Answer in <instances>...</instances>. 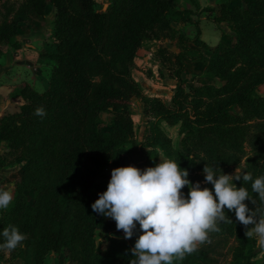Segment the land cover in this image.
<instances>
[{"label":"trees","instance_id":"obj_1","mask_svg":"<svg viewBox=\"0 0 264 264\" xmlns=\"http://www.w3.org/2000/svg\"><path fill=\"white\" fill-rule=\"evenodd\" d=\"M109 1L107 10L99 12L94 8L95 0H51L56 9L53 34L57 42L56 50L46 53L54 63L48 86L42 93L23 87L24 102L19 111L0 120V140L20 147L23 154L13 201L7 210L0 211V233L13 225L27 235L15 250L0 249V260L6 264H17L15 260L19 264H44L47 254L64 251L73 264H129L134 259L129 249L142 234L140 229L125 239L115 221L91 208L98 194L107 190L108 184H103L90 195L108 166L155 167L157 148H161L190 176L195 164L200 165L194 152L201 146L218 174L231 164H240L246 155L242 142L249 118L264 119V96L257 94V88L264 84V0L221 3L212 21L231 22L236 36L232 43L218 42L208 54L204 72L214 81L198 83L192 92L186 91L181 67L175 74L169 103L145 95L131 71L141 42L157 38L156 25L165 12L167 19L162 24L169 27L171 1ZM45 7L41 0H22L18 19L2 24L0 42H10L28 15H43ZM177 12L184 13L180 9ZM181 40L199 44L184 35H180ZM131 97L139 98L146 114L154 118L142 142L134 138L128 104ZM38 107H43L46 115H34ZM235 108L242 113L231 114ZM103 111L113 113L109 135L97 130ZM159 121L179 125L181 147L173 148ZM245 172L253 179L264 175V121L252 135L248 163L239 174ZM233 182L238 188L245 187L259 205L251 182L244 183L242 178ZM27 192L32 193L31 199ZM245 203L255 208L250 200ZM225 212L233 222H220V230L211 232V239L226 243L233 237L228 264H264L250 251L253 236H245L234 211ZM96 230L104 232L103 251L96 248ZM210 252L198 247L174 263L213 264Z\"/></svg>","mask_w":264,"mask_h":264},{"label":"clouds","instance_id":"obj_2","mask_svg":"<svg viewBox=\"0 0 264 264\" xmlns=\"http://www.w3.org/2000/svg\"><path fill=\"white\" fill-rule=\"evenodd\" d=\"M34 115L46 112L38 107ZM221 170V169H220ZM217 168L205 163L203 174L212 189L193 184L187 169L174 159L160 160L155 167L141 170L135 166L117 167L111 171L107 190L91 205L93 212L111 218L125 239H131L140 226L134 247L129 249L134 259L129 264H173L197 250L208 240L210 232H218L220 222L232 223L225 209L234 211L236 220L244 226L245 236L259 238L264 246V175L253 179L250 172L217 174ZM251 182L257 194L254 199L245 187H237L234 180ZM187 186V195L181 190ZM250 200L255 208H249ZM13 201L10 190L0 188V210H7ZM251 226V227H249ZM4 243L0 249L13 251L22 246L27 235L9 225L0 233Z\"/></svg>","mask_w":264,"mask_h":264},{"label":"rangeland","instance_id":"obj_3","mask_svg":"<svg viewBox=\"0 0 264 264\" xmlns=\"http://www.w3.org/2000/svg\"><path fill=\"white\" fill-rule=\"evenodd\" d=\"M41 1H43L44 7L47 6V9H45V11L48 9L51 10L52 7L53 13H55L56 9L51 0ZM170 1L172 3V7L168 9L167 13L170 17L169 27L164 28L162 24L163 21L167 19L165 12L162 16L163 20L161 21V23L156 25L157 38L144 39L143 42H141V46L137 50L134 66L131 71L133 79L140 85L145 95L159 97V99L165 103H169L171 100L176 84L175 74L181 67L184 70V72L181 74V77L183 79V84L186 91L192 92L194 87L198 83H207L214 81L204 72V66L208 54L210 53L212 47L215 45L213 44L215 42L211 41V34L217 32L220 36V41L218 42L223 41L227 43H232L236 36V29L231 22H215L214 24V22L212 21L213 17L219 14V6L221 5V3L226 0H208V2H206L207 0H203V6L201 8L197 6L195 0ZM20 2H22V0H0V29L4 21H7L9 24H11L13 23L12 21L18 19L19 16L17 15ZM109 5V0H97L95 2L94 8L99 12H104L107 10ZM187 7H191V9ZM178 9H180L184 13L181 14L177 12ZM44 16L45 12L43 15H40L42 19H44ZM202 17H204L206 20L203 28L198 26V21ZM190 21H193V23ZM180 35H184V37L188 36L189 39H196L199 44L189 40H181L180 42ZM26 41H28V39H26ZM6 43L7 42L4 41L0 42V53L3 45H5ZM49 77L47 86L49 83ZM47 86L43 91L46 90ZM29 89L34 90L31 87ZM34 91L37 92L36 90ZM257 94L264 96V84L257 88ZM23 102L24 101H22V103ZM128 104L131 113V119L133 122L134 138L137 141L142 142L145 140L146 135H149V128L151 123L154 122V118L149 117L146 114L143 103L139 98L131 97ZM19 108L20 107L8 114H16L19 111ZM241 111L242 110L240 108H235L233 110H230V113L233 115H239L242 113ZM99 116L101 119V123L97 127L98 132L104 135L111 134L112 129L110 125L113 120V113L103 111L99 114ZM262 121H264L263 118H249L248 122L245 124L247 126L248 133L246 134L242 142V145L246 151V155L241 157L240 164H231L229 168H227V171L223 170L225 174H239L244 170L248 163V156L251 153L252 135L256 131H258L259 125ZM159 126L164 131V133L171 138V145L173 146V148L181 147L182 135L179 133V125L171 126L164 121H159ZM1 141L3 140H0V145H7V147H5L7 149V157L12 158V160L14 159L16 161L23 158L22 150L20 147L8 144L7 141H4L5 143H2ZM157 153L158 163L160 162V160L168 158L167 156H165L161 148H157ZM194 153L198 154V156H195V158L200 161V165L197 163L195 164L197 167L194 168L195 170L192 171L188 179L193 184H195L196 182H200L201 186L206 184L208 185L209 189H212L213 186L205 181V177L203 174L205 163L210 166L204 155V149H201V146H199V151H196ZM4 162L5 160L3 161V163ZM148 167L150 166L141 167L139 169L144 170ZM112 169H114L113 166H108V168L104 172L103 177L95 181L94 185L92 186V190L90 191L91 196L93 195V192L96 193L95 190H97V188L101 187L103 184H108L109 180L111 179ZM219 174H222V171L218 172V175ZM181 191L184 192L185 195H187L189 189L187 186H185ZM26 195L29 199L32 198L31 192H27ZM108 219L114 221L111 218ZM139 229L140 226L136 228L135 232ZM95 239L97 250H101L104 247V243H106L103 230L95 231ZM253 239L254 246L251 247L250 251L254 253L256 257L255 259L264 261V246L260 244L259 238L257 236L253 235ZM232 243L234 244L233 237H229L226 240V243H224L219 239H211L210 232L208 240L202 244H199L197 248L204 247L209 249V251H211V257L213 258V264H228L231 260L230 246L232 245ZM18 263L20 262L18 261ZM44 264H73V262L69 259L66 251H64L59 255L55 254L53 257L47 255L44 260ZM173 264H175L174 261Z\"/></svg>","mask_w":264,"mask_h":264},{"label":"crops","instance_id":"obj_4","mask_svg":"<svg viewBox=\"0 0 264 264\" xmlns=\"http://www.w3.org/2000/svg\"><path fill=\"white\" fill-rule=\"evenodd\" d=\"M195 2L200 8L203 6V0H195ZM187 8L191 9V7ZM44 19L40 16L29 15L20 24L17 34L13 36L10 42L3 45L1 49L0 120L8 113L18 109L22 104L21 91L23 87L28 86L37 92H42L47 86L51 67L54 63L46 56V53L50 54L56 50L52 7L51 10H46ZM205 21V18L202 17L198 21V26L203 28ZM210 36L211 41L215 42L213 44L220 41V36L217 32ZM1 142L5 143L4 141ZM5 147L7 145H0V188L10 190L13 194L20 176L23 160L18 159L16 161L7 157V149ZM4 160L5 162L3 163ZM103 246L101 251L105 249L106 243ZM47 255L53 257L55 254L51 252ZM15 262L19 264L18 261L15 260ZM0 264L6 263L0 260Z\"/></svg>","mask_w":264,"mask_h":264}]
</instances>
